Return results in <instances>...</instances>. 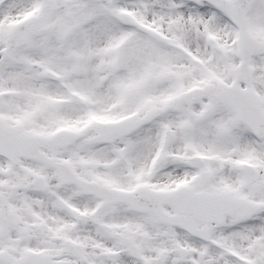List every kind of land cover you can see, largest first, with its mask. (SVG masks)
<instances>
[{"label":"snow or ice","instance_id":"1","mask_svg":"<svg viewBox=\"0 0 264 264\" xmlns=\"http://www.w3.org/2000/svg\"><path fill=\"white\" fill-rule=\"evenodd\" d=\"M0 264H264V0H0Z\"/></svg>","mask_w":264,"mask_h":264}]
</instances>
